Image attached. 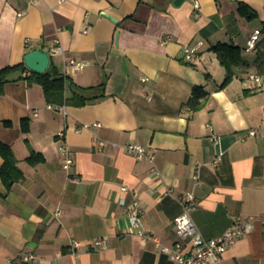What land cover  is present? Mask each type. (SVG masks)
<instances>
[{"label":"crops","instance_id":"crops-1","mask_svg":"<svg viewBox=\"0 0 264 264\" xmlns=\"http://www.w3.org/2000/svg\"><path fill=\"white\" fill-rule=\"evenodd\" d=\"M176 2L0 0V71L43 49L50 70L66 77L67 100L106 84L93 103L54 109L28 73L12 75L5 86L0 140L12 147L24 177L7 191L0 173V264L22 254L35 255L36 264H175L162 248L178 241L175 219L189 193L206 239L254 219L253 231L220 264H264V88L250 82L260 74L264 37L255 52L246 51L254 32L264 31V0ZM240 3L257 18L241 15ZM219 43L239 47L245 58L222 90L226 70L211 51ZM194 48L197 58L189 62L186 50ZM71 59L91 66L67 74ZM195 87L210 93L197 112L189 105ZM129 144L155 159L137 161ZM63 146L74 159L69 171ZM33 153L43 161L30 163ZM136 195L144 226L161 247L132 229L121 202ZM100 239L106 248L93 245ZM73 240L81 243L76 252Z\"/></svg>","mask_w":264,"mask_h":264},{"label":"built area","instance_id":"built-area-1","mask_svg":"<svg viewBox=\"0 0 264 264\" xmlns=\"http://www.w3.org/2000/svg\"><path fill=\"white\" fill-rule=\"evenodd\" d=\"M37 0H31L35 2ZM264 37V31L257 29L251 36L246 51L248 53L255 52ZM170 40L168 38L166 41ZM199 48L187 49V61L194 62L197 58V51ZM55 53L62 55L64 49L61 46L55 48ZM91 66V62L71 59L67 63L66 72L71 74L74 72H80ZM147 81V80H145ZM250 82L254 90H260L264 88V75H251ZM56 106L50 105V109H54ZM63 109V107H60ZM38 115V114H36ZM100 126V124H95ZM88 128L89 126H84ZM251 135H256V131L251 132ZM63 136V134H61ZM64 155V168L69 171L74 165V159L71 156L70 149L67 146H63ZM128 154L133 156L137 161L146 159L154 160L155 156L144 146L138 144H129L126 147ZM221 158L218 157L216 162H220ZM194 178L199 182L200 177L198 171L195 173ZM74 181H78L74 179ZM123 191L127 192L128 188H123ZM181 203L184 206V213L175 219L176 232L178 241L173 248H162V251L168 254L175 264H220L223 255L245 235L250 234L253 231L254 219H249L247 222H238L233 228L227 231L222 237L217 239H206L197 228L196 223L192 218V213L196 208V198L193 193H189L186 196L180 198ZM121 204L125 206L127 215L131 221L133 231L141 236L145 240H154L158 247H161V242L148 231L143 223V216L145 214V207L141 199L136 195L131 202L122 201ZM264 224V216L260 218ZM96 247L108 246L106 240L100 239L93 243ZM81 243L78 241H72V251L76 252L80 248ZM11 264H36L37 257L31 254H22L16 258L9 259Z\"/></svg>","mask_w":264,"mask_h":264},{"label":"trees","instance_id":"trees-1","mask_svg":"<svg viewBox=\"0 0 264 264\" xmlns=\"http://www.w3.org/2000/svg\"><path fill=\"white\" fill-rule=\"evenodd\" d=\"M240 13L249 20L257 18L256 12L245 3H240ZM211 51L218 55L222 66L226 70V79L224 83L219 86V89L222 90L229 86L236 78L237 68L245 63V58L242 50L234 45L219 43L217 46L213 47ZM18 72L28 73L26 78L29 82H36L42 85L47 99L52 105L65 106L67 103H71L77 106H86L89 103H93L103 98L106 91V84H102L97 88L79 90L71 100H67L65 98L66 77L59 74L56 70H49L46 74L32 72L27 68L25 62H23L19 65L9 66L0 71V95L4 92L5 86L11 81V76ZM259 75H264V58L260 63ZM95 89L100 90L103 94L98 96L87 94L88 91ZM209 96L210 93L205 88L195 87L189 102L192 110L195 112L201 110L205 106ZM27 130L28 127L25 124L24 131ZM0 153L4 158V164L0 169L1 177L6 190L10 191L17 182L23 179L24 174L19 168V161L12 147L3 143L1 140ZM43 159L44 158L41 155L33 153L29 158V162L35 165L42 162Z\"/></svg>","mask_w":264,"mask_h":264},{"label":"water","instance_id":"water-1","mask_svg":"<svg viewBox=\"0 0 264 264\" xmlns=\"http://www.w3.org/2000/svg\"><path fill=\"white\" fill-rule=\"evenodd\" d=\"M182 0H177L176 4L179 5V3ZM109 19L113 20L117 23L116 20H114L111 16L106 15ZM120 34H118L119 36ZM27 68L31 70L32 72L38 73V74H46L51 67V56L49 53L45 52L43 49H37L30 53H28L25 56L24 60Z\"/></svg>","mask_w":264,"mask_h":264}]
</instances>
